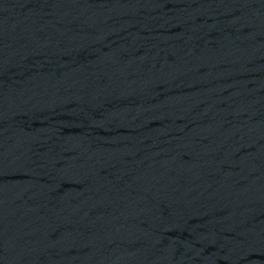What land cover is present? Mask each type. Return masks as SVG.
<instances>
[{
  "label": "water",
  "instance_id": "obj_1",
  "mask_svg": "<svg viewBox=\"0 0 264 264\" xmlns=\"http://www.w3.org/2000/svg\"><path fill=\"white\" fill-rule=\"evenodd\" d=\"M0 264H264V0H0Z\"/></svg>",
  "mask_w": 264,
  "mask_h": 264
}]
</instances>
